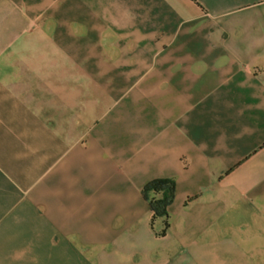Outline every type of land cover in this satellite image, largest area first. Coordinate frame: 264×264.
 <instances>
[{"label": "crops", "instance_id": "crops-1", "mask_svg": "<svg viewBox=\"0 0 264 264\" xmlns=\"http://www.w3.org/2000/svg\"><path fill=\"white\" fill-rule=\"evenodd\" d=\"M0 264H264V0H0Z\"/></svg>", "mask_w": 264, "mask_h": 264}, {"label": "trees", "instance_id": "trees-1", "mask_svg": "<svg viewBox=\"0 0 264 264\" xmlns=\"http://www.w3.org/2000/svg\"><path fill=\"white\" fill-rule=\"evenodd\" d=\"M175 192L174 183L167 179H157L144 188V195L156 216H166L167 207L173 200ZM156 194H160L157 197Z\"/></svg>", "mask_w": 264, "mask_h": 264}]
</instances>
